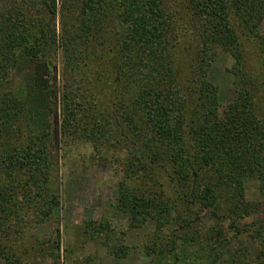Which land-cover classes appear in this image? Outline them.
Returning a JSON list of instances; mask_svg holds the SVG:
<instances>
[{
    "label": "trees",
    "instance_id": "obj_1",
    "mask_svg": "<svg viewBox=\"0 0 264 264\" xmlns=\"http://www.w3.org/2000/svg\"><path fill=\"white\" fill-rule=\"evenodd\" d=\"M261 24L264 0H0V262L21 264L15 240L33 208L29 194L44 200L41 218L60 205L57 191L44 189L52 181V141L72 130L96 149L108 143L130 151L118 208L133 198L148 208L128 217L132 228L152 224L150 264L233 257L236 242L223 227H191L197 205L242 230L264 264V225L246 224L264 207V113L259 87L243 75L235 28L253 33ZM261 46L264 60V36ZM218 49L236 63V100L224 108L208 81ZM145 183L152 188L142 190ZM158 188L192 202L178 219L193 229L182 246L165 248L172 207ZM253 190L261 203L246 200Z\"/></svg>",
    "mask_w": 264,
    "mask_h": 264
},
{
    "label": "rangeland",
    "instance_id": "obj_2",
    "mask_svg": "<svg viewBox=\"0 0 264 264\" xmlns=\"http://www.w3.org/2000/svg\"><path fill=\"white\" fill-rule=\"evenodd\" d=\"M235 28L241 35L240 41L245 57L243 75L247 79L248 86L252 81L259 87L261 98L259 105L264 113V88H262L264 60L261 46L264 25L257 26L253 33L245 31L238 25ZM212 55L213 65L208 72V81L219 87L220 103L223 108L228 107L236 100L234 83L236 78L232 73L236 63L228 52L221 49L215 50ZM58 67L61 69L60 63H58ZM59 72L58 82L60 80ZM70 131H66L65 134L59 131L57 138L52 141V181L50 185L48 183V189H44L45 193H49V190L57 191L60 205L50 217L41 218L43 215L41 211L45 210L43 209L44 200L38 198L35 193L29 194L32 199L29 205H32L33 208L28 214L26 222L22 227L17 228L19 231L23 229L21 240H15L18 243L17 258L20 259V263L150 264L145 248L150 246L151 238L154 235L152 224L136 222L135 227L140 228H132L128 217V211L133 208L144 213L148 208L142 206L141 200L137 201L138 199L134 198L133 201L129 199L125 210L118 208L119 188L124 178L123 169L126 167L124 163L127 162L128 155L131 154L130 151L123 147H112L108 143L104 147L96 149L95 145L82 139H76ZM79 131H82V128ZM165 166L168 167V165ZM163 174L167 179L166 182H169L168 176ZM149 188H152L150 183L142 185V190ZM157 190L164 200L162 204L172 207V216L169 219L171 221L170 229L166 231L169 234V239L165 248L173 246L174 241H178L176 246H182L184 239H188L187 235L192 233L193 229L184 230L182 227L190 226L178 219L182 210L186 208L184 205L190 208L192 202L183 203L182 196L176 192L160 194L161 189ZM141 194L143 192L139 193L140 196ZM246 200L255 204L261 203L254 190L247 194ZM187 203L188 205H186ZM197 206L198 210L191 218V227H202L211 231L214 227H223L230 243L232 240L236 242L232 247L235 254L232 258H227L225 264H262L260 253H254L248 246L249 243L242 242L245 238L242 236V230L236 232L229 229V219H224L222 222L225 223L220 225L222 222L212 219L209 210ZM202 217L205 220L199 222ZM256 217L248 219L246 224L254 223L257 227L264 225L263 206ZM242 224L237 223V227H243ZM229 232L231 233L228 234ZM253 234L251 231L250 237ZM245 235L248 240V234ZM16 236H18L17 233ZM242 243L247 244V248H243ZM57 244L59 250H57ZM13 246L16 247L15 244ZM112 248L116 249L115 252H118L119 248L122 249L126 256L117 258L114 253L110 252ZM246 250L249 253L248 257L240 259L239 256ZM191 251H193L192 248H189L188 252ZM169 263L168 261L167 264ZM0 264L8 263L2 261ZM208 264H210L209 261Z\"/></svg>",
    "mask_w": 264,
    "mask_h": 264
}]
</instances>
